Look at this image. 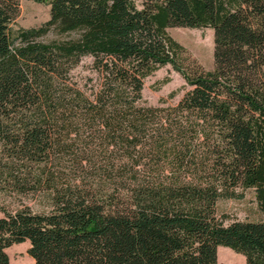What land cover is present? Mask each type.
I'll return each mask as SVG.
<instances>
[{"label": "trees", "instance_id": "16d2710c", "mask_svg": "<svg viewBox=\"0 0 264 264\" xmlns=\"http://www.w3.org/2000/svg\"><path fill=\"white\" fill-rule=\"evenodd\" d=\"M20 1L0 0V264L23 242L33 264H264V0H32L49 19L14 32ZM169 27L210 28L212 70ZM166 65L188 89L148 104ZM247 189L261 219L227 221Z\"/></svg>", "mask_w": 264, "mask_h": 264}, {"label": "rangeland", "instance_id": "374dc122", "mask_svg": "<svg viewBox=\"0 0 264 264\" xmlns=\"http://www.w3.org/2000/svg\"><path fill=\"white\" fill-rule=\"evenodd\" d=\"M49 19V6L32 0L20 1V13L13 23L14 32L18 28L38 27ZM167 32L183 47L182 54L185 63L194 60L201 67L210 71L213 68V32L210 28L169 27ZM54 37L52 31L41 37L49 41ZM83 72H86L83 70ZM168 81L164 83V80ZM188 89L182 76L170 65L163 66L145 78L142 94L148 104L155 106L174 105ZM32 203V202H29ZM220 215L226 220H260L261 215L257 207L254 192L247 189L240 199H221L217 203ZM2 214L0 213V216ZM28 243L14 244L8 248L10 264H33L27 255ZM217 264H245V258L230 248L219 246Z\"/></svg>", "mask_w": 264, "mask_h": 264}, {"label": "crops", "instance_id": "0c3cea01", "mask_svg": "<svg viewBox=\"0 0 264 264\" xmlns=\"http://www.w3.org/2000/svg\"><path fill=\"white\" fill-rule=\"evenodd\" d=\"M28 243V242H27ZM6 251H8V248L6 249ZM7 254H8V252H7ZM8 256H9V254H8Z\"/></svg>", "mask_w": 264, "mask_h": 264}, {"label": "bare ground", "instance_id": "6f19581e", "mask_svg": "<svg viewBox=\"0 0 264 264\" xmlns=\"http://www.w3.org/2000/svg\"><path fill=\"white\" fill-rule=\"evenodd\" d=\"M218 251H219V250L217 249V253H218Z\"/></svg>", "mask_w": 264, "mask_h": 264}]
</instances>
